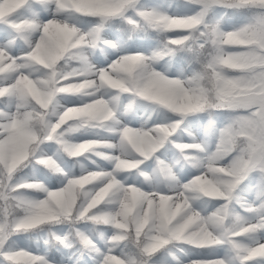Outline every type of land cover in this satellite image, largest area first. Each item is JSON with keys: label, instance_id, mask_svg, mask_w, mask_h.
Segmentation results:
<instances>
[{"label": "clouds", "instance_id": "1", "mask_svg": "<svg viewBox=\"0 0 264 264\" xmlns=\"http://www.w3.org/2000/svg\"><path fill=\"white\" fill-rule=\"evenodd\" d=\"M217 3L0 0V264L249 255L264 130L240 110L264 0H230V27Z\"/></svg>", "mask_w": 264, "mask_h": 264}, {"label": "snow or ice", "instance_id": "2", "mask_svg": "<svg viewBox=\"0 0 264 264\" xmlns=\"http://www.w3.org/2000/svg\"><path fill=\"white\" fill-rule=\"evenodd\" d=\"M217 7L221 9H230V0H218ZM5 39V34L0 31V40ZM10 56H15V52L10 53ZM182 62V58H180ZM264 77H260L252 86V91L249 93L247 103L240 111L246 116L250 122V126L257 131L264 130ZM258 199H264V196L258 194ZM225 201H219L218 204H223ZM253 205V210H255ZM261 218L264 219V212H261ZM256 241L249 249V255L242 259L233 257L231 260L226 256L223 244H216L209 241L202 249H212L207 255L197 256L193 258L197 264H264V255L254 254V250L264 246V223L255 222ZM216 249H223V254H217Z\"/></svg>", "mask_w": 264, "mask_h": 264}, {"label": "rangeland", "instance_id": "3", "mask_svg": "<svg viewBox=\"0 0 264 264\" xmlns=\"http://www.w3.org/2000/svg\"><path fill=\"white\" fill-rule=\"evenodd\" d=\"M219 11H224V9H219ZM228 15L225 17L224 23L226 27H230L233 24H238L243 21L247 15V10L241 9L239 11L234 9L226 10ZM22 239V238H21ZM213 251L212 249H196L193 250V258L197 256L207 255L209 252ZM217 254H223V249H216Z\"/></svg>", "mask_w": 264, "mask_h": 264}]
</instances>
